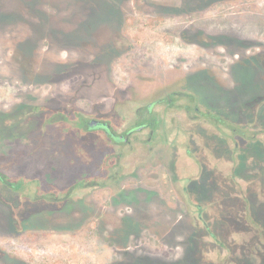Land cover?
Listing matches in <instances>:
<instances>
[{
  "label": "flooded vegetation",
  "instance_id": "1",
  "mask_svg": "<svg viewBox=\"0 0 264 264\" xmlns=\"http://www.w3.org/2000/svg\"><path fill=\"white\" fill-rule=\"evenodd\" d=\"M210 1L199 0L200 6L190 4L204 11ZM227 32L207 26L192 27L182 31L187 38L181 35L179 39L190 47L182 56L185 59L155 66L143 62L137 93L144 102L134 109L136 120L120 129L102 120L81 117L89 114L78 107L77 101L84 96L80 81L67 93H46L41 102L32 99L26 105L21 102L22 92L5 94L6 98L0 95V212L12 218L0 219V228L31 233L32 239L36 233H53L70 237L75 234L77 241L101 240L125 259L131 254L124 253L120 245L137 243L143 249L147 242L158 243L162 238L173 241L178 239L179 226L186 228L184 238L190 249V257L186 255L182 264H195V259H200V264H210L206 250L210 239L209 245L218 244L219 254L226 255L228 242L249 233L250 243L243 259L247 261L249 257L251 264H264V188L253 190L247 197L236 187L240 184L239 173L226 177L233 187H210V170H204L190 156L187 139L176 140L189 122L209 126L212 120L217 128L227 126L220 112L199 101L208 94L207 90H192L193 77L186 75L194 67L210 66L208 59L221 57L219 48L239 52L253 46L240 45L236 32ZM68 37L79 40L81 33ZM118 40L125 41L122 37ZM112 52L113 48H108L105 56L110 58ZM253 55L237 60L234 66L256 67L250 62ZM112 60L113 56L107 61ZM177 62L182 65L177 66ZM218 62L211 66L221 65ZM23 63L22 72L27 75L21 76L20 83H39L32 76L34 62ZM98 63V59L84 65L58 61L51 77L65 80L88 68V83L92 86L98 80ZM167 66L173 74L161 72ZM151 67L159 68L157 74L150 73ZM49 71H43L42 84L49 82ZM177 71L182 74L177 76ZM201 73L207 77V70ZM108 80L112 82L111 76ZM4 83L13 88L12 79L0 76V86ZM124 92L119 96L112 92L106 99H123ZM93 99L92 105H99L97 98ZM110 105L106 112L114 109L115 103ZM177 114L184 118L179 121ZM193 165L196 171L191 172ZM255 179L262 180L263 173ZM234 200L240 203H230ZM243 227L249 231L244 232ZM61 244L57 253L60 258H53L52 262L45 261L51 257H33L29 262L0 251V264H67L71 257H81L77 247ZM194 244L199 250L195 253ZM233 251H229V256L237 257L236 261L240 260L239 254L245 253ZM221 256L219 264L226 262ZM61 259L64 261L59 262Z\"/></svg>",
  "mask_w": 264,
  "mask_h": 264
},
{
  "label": "rangeland",
  "instance_id": "2",
  "mask_svg": "<svg viewBox=\"0 0 264 264\" xmlns=\"http://www.w3.org/2000/svg\"><path fill=\"white\" fill-rule=\"evenodd\" d=\"M198 1L0 0V76L12 79L13 83V88L7 83L2 84L0 95L6 98L5 94L22 92L21 102L26 105L32 99L41 102L46 93L50 96L67 93L68 89H73L74 83L80 81L84 96L77 101L78 107L89 114L81 117L102 120L120 129L136 120L134 109L144 102L139 96L140 92L139 95L137 93L143 62L155 66L159 62L185 59L182 56L190 47L179 39L182 31L192 27L207 26L226 32L232 30L236 32V41L240 45L253 46L239 52L219 48L221 57L208 59L210 66L194 67L186 73L193 77L190 83L192 90L200 93L204 87L208 92L199 101L210 110L220 112L227 126L217 128L212 120L209 126L189 122L184 124V131H179L176 140L187 139L190 156L197 159L204 170H210V187H233L226 177L232 178L234 173H239L240 184L236 187L248 197L253 190L264 188V0H211L204 11L200 8L196 10L190 4L193 2L200 6ZM74 32L81 33L79 40L68 37ZM169 32L176 35L170 36ZM119 37L125 41L120 43ZM183 37L187 38L186 35ZM108 48H113L110 58L105 56ZM250 55H253L250 62L256 67L244 64L234 66L237 60L247 59ZM112 56V63H108ZM93 59L101 63L96 68L97 83L92 86L88 83V68L81 70L78 77L71 76L65 80L51 77L54 63L58 61L70 65L81 62L84 65ZM27 60L34 62L35 73L32 76L37 77L39 83H20L21 76L27 75L21 68L23 61ZM217 60L221 65L211 66ZM176 65L180 67L182 63L177 62ZM47 69L51 70L49 82L42 84L43 71ZM162 70L166 74L168 71L174 72L168 66ZM204 70H207V77L203 78L201 71ZM149 71L154 75L159 68L151 67ZM181 74L177 71V76ZM109 76L112 82L108 80ZM122 90L126 91L123 99L112 102L106 99L112 92L119 96ZM93 98H97L99 105H92L95 101ZM54 100H57L56 96ZM113 102L114 109L106 112V107H111L110 103ZM114 110L120 113L116 114ZM175 118L180 121L184 117L177 114ZM194 171L195 166L191 172ZM259 173H263V179L257 181L255 178ZM230 203L240 202L234 200ZM6 214L0 212V219L11 218ZM14 230L0 228V251L29 262L33 257H51L50 260L45 259L46 262L60 258L57 253L61 251L59 247L63 242H66V246L77 247L81 255L66 260L67 264H182L186 255L190 257V249L184 238L186 228L179 226L178 239L174 238L173 241L162 238L158 243L147 242L145 249H142L143 246L138 248L137 243L120 245L124 253L127 251L131 254L125 259L119 258L101 240L97 243L77 241L73 238L75 234L70 237L53 233H36L32 239L31 233ZM242 230L249 231L246 227ZM233 241L226 244V255L219 254L218 244L209 245L208 242L206 250L210 254V264H219L221 255L226 258V262L221 264H251L249 257L247 261L243 259L246 246L250 243V234ZM233 250L245 252L238 255L239 261L234 260L237 257L230 258L229 251L233 254ZM193 251H199L198 244L193 245ZM195 264H200V259H195Z\"/></svg>",
  "mask_w": 264,
  "mask_h": 264
}]
</instances>
